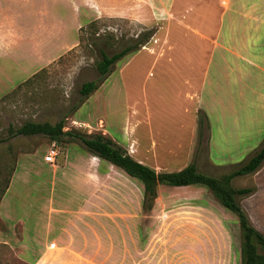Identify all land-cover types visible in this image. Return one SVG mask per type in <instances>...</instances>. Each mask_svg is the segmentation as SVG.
Here are the masks:
<instances>
[{"label": "rangeland", "instance_id": "rangeland-1", "mask_svg": "<svg viewBox=\"0 0 264 264\" xmlns=\"http://www.w3.org/2000/svg\"><path fill=\"white\" fill-rule=\"evenodd\" d=\"M10 3L18 8V23L25 29L26 40L21 42L20 59H8L0 72V264H34L42 245L53 236L38 223L39 213L43 224L49 215L50 199L55 208L66 201L63 195L58 197V189L52 193L51 170L40 165L53 141L42 134L14 133L26 122L55 124L63 120L64 131L101 133L112 140H140L141 144L133 142V157L141 155L150 165L157 155L146 146V140H196L189 161L158 156L165 168L155 169L157 172L174 171L194 161L199 171L220 177L246 162L263 143L264 73L258 66L264 60L258 56L255 42L243 52L252 62L234 58L236 65L227 73L231 87L228 93H232L228 99L231 97L233 107L246 111L228 109L224 113L227 125L214 113L211 127L208 125L216 138H212L211 146L207 128L201 130L197 149V122L191 128L185 119L182 123L186 131L181 132L182 123L173 121L181 118L179 109L186 104L178 67L186 73L198 68L200 62H193L194 34L199 29L211 35L209 29L218 23L225 0ZM39 42L48 51L62 47L51 64L23 82V67H32V50ZM199 42L203 69L210 42L203 38L202 49ZM137 43L141 45L111 67L97 90L86 99L80 95L82 83L99 79L96 62L101 50L111 55L127 44ZM184 44L189 63L179 66L177 57ZM236 77H242L248 85L241 91L242 99L234 97L239 93ZM55 143L60 148L55 163L64 157L67 147L86 150L79 140L66 135ZM247 146L250 148L244 150ZM111 168L112 177H107L106 185V252L110 255L100 258L106 264H241L237 218L206 187L177 189L159 185L152 209L144 212L141 183ZM15 170V181L5 195ZM35 170H41L42 176L37 177ZM232 184L253 189L239 200L252 225L264 233V163L256 172L233 179ZM3 210L8 211L11 230L1 219ZM17 220L25 222L20 242Z\"/></svg>", "mask_w": 264, "mask_h": 264}, {"label": "crops", "instance_id": "crops-1", "mask_svg": "<svg viewBox=\"0 0 264 264\" xmlns=\"http://www.w3.org/2000/svg\"><path fill=\"white\" fill-rule=\"evenodd\" d=\"M18 19V8L11 5L10 0H0V72L4 70L5 62L8 59H20L21 42L26 40V32L18 23ZM196 31L197 33L194 34L195 55L193 62L195 65L199 62L202 65L201 51L199 53L197 40L202 42L201 49L204 45L203 38L209 40V56L203 63V69L199 63L198 68L195 67L194 73H186L178 67L179 73L182 74L181 90L186 104L184 103L183 107L179 109L181 118L173 121L182 123L188 119L190 127L193 128L197 122V113L200 110L205 113L208 125L211 127V123L215 119L213 118L214 113L217 114L218 120L224 124L226 118L224 113L228 109L234 112H241L243 109H239L238 106L233 107L231 97L228 99L232 93H228V89L231 87L228 81L229 77L227 79V76L230 75L227 73H229L230 68L236 65L232 60L237 58L244 62L251 61L243 55V52H246V47L254 42L258 44L256 46H259L258 51H256L258 56L264 60V0H225V6L219 14L218 23L209 29L211 35H205L199 29ZM201 42L199 43L201 44ZM184 49L185 44L181 48L182 51L179 52V56H181L177 57L179 66L182 63L185 65L189 63L187 62L188 58L184 56ZM58 50L48 51L39 42L37 47L32 50L31 56L33 55L32 59H35L34 62L30 61L32 67H28L26 70L25 66L23 67L25 76L22 81H26L41 68L51 64L57 58ZM22 56L24 57V55ZM262 65H264V61ZM262 65L258 67L264 73ZM236 78L238 83L236 89L239 93H236L234 97L242 99L243 93L241 91L248 85H245L242 77ZM205 90H208L206 94H204ZM187 107H191L190 112H187ZM245 111L243 109V112ZM184 126L185 123H182L181 132L186 131ZM177 131H180L179 127ZM208 131L209 147L213 144L215 136L209 126ZM113 141L124 148L132 158L154 169L165 168L158 161L160 157L170 161L178 158L185 160V162L189 161L196 145V140H189L188 143L186 140H169V142L168 140H146V146L150 147V151L155 156L157 155L154 159L155 162L150 165L143 160L141 155L136 154L133 157V142L137 141V144H141L140 140ZM177 144H179L178 148ZM170 145H174V148H171ZM248 147H244V150ZM58 160L60 162L57 161L54 164L45 162L43 158L40 161L41 168L46 166L51 170L52 193L58 189L60 193L58 197L62 198L63 195L66 201L65 205L55 208L53 206L54 200L50 199V206L47 210L49 215L43 224L42 214L39 213L38 223L43 225L48 235L53 234V236L49 242L42 245L43 248L40 249L34 264H106L104 259H100L105 258L107 254L110 255L106 252V185L107 177H112L113 168L111 167L115 166L86 150L77 151L73 147H67L64 157L62 159L59 157ZM37 161L39 162V160ZM187 164L176 170L185 167ZM41 170L39 172L35 170L37 177L42 176ZM17 173L18 171L15 170L5 195L12 187ZM196 186L202 187L201 185L170 187L178 189ZM128 208L130 210L131 206ZM2 213L1 219L6 223L8 230H11L9 223H7V220H10L8 211L4 213L3 210ZM129 214L131 222V211ZM17 223L20 225L18 237L20 242L25 222L17 220ZM6 234L9 232L7 231Z\"/></svg>", "mask_w": 264, "mask_h": 264}, {"label": "trees", "instance_id": "trees-1", "mask_svg": "<svg viewBox=\"0 0 264 264\" xmlns=\"http://www.w3.org/2000/svg\"><path fill=\"white\" fill-rule=\"evenodd\" d=\"M138 45L141 43H137L135 46L127 44L111 55L101 50V58L96 62L99 79L82 83L79 89L80 95L86 99L97 90L100 82L110 72L111 67L125 55L134 51ZM197 124L199 140L196 148L198 149L201 143L202 128L205 127L208 130L207 118L203 111L198 112ZM63 128V120L55 124L26 122L18 127L14 133L18 135L42 134L56 142L63 135L69 136L72 140H79L86 151L111 163L141 183V208L144 212H149L152 209L157 197L158 185L173 187L201 185L206 187L218 203L237 218L241 264H264V233L252 225L239 200V197L250 194L253 189L251 187H235L232 184L233 179L252 174L262 166L264 163V140L259 149L246 162L220 177H215L199 171L194 161L176 171L157 172L154 168L132 158L124 148L101 133L88 135L78 131H64Z\"/></svg>", "mask_w": 264, "mask_h": 264}, {"label": "built area", "instance_id": "built-area-1", "mask_svg": "<svg viewBox=\"0 0 264 264\" xmlns=\"http://www.w3.org/2000/svg\"><path fill=\"white\" fill-rule=\"evenodd\" d=\"M60 153V148L59 146L53 141L47 151L46 154L43 156V160L47 163L54 164L57 155Z\"/></svg>", "mask_w": 264, "mask_h": 264}]
</instances>
